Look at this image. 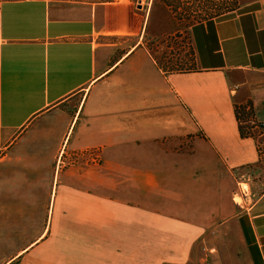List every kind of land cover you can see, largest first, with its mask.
Wrapping results in <instances>:
<instances>
[{
    "label": "crops",
    "instance_id": "1",
    "mask_svg": "<svg viewBox=\"0 0 264 264\" xmlns=\"http://www.w3.org/2000/svg\"><path fill=\"white\" fill-rule=\"evenodd\" d=\"M236 3L171 72L166 2L0 0V264H264V0Z\"/></svg>",
    "mask_w": 264,
    "mask_h": 264
},
{
    "label": "rangeland",
    "instance_id": "2",
    "mask_svg": "<svg viewBox=\"0 0 264 264\" xmlns=\"http://www.w3.org/2000/svg\"><path fill=\"white\" fill-rule=\"evenodd\" d=\"M173 6L171 8L174 13L168 15L169 19L165 18L166 25H173L176 30L166 31L167 36L159 42H152L148 44L151 52L160 66L169 70L170 68H194L193 56L190 51V27L199 22H205L209 19L223 18L224 13L228 10L236 8V0H160ZM217 6L216 12L213 10ZM223 6V8L221 7ZM213 7V8H212ZM228 7V10H227ZM223 10V11H222ZM159 20H163L166 15L158 13ZM226 16V15H225ZM169 23V24H168ZM161 25V24H160ZM174 31H176L174 33ZM201 163H199L200 165ZM251 180L247 179L237 185L238 192L233 197L234 202L243 204V198L240 197V188L248 190L247 198L248 203L252 202L251 199ZM238 200H237V199ZM240 198V199H239ZM246 198V199H247ZM240 200V201H239Z\"/></svg>",
    "mask_w": 264,
    "mask_h": 264
},
{
    "label": "trees",
    "instance_id": "3",
    "mask_svg": "<svg viewBox=\"0 0 264 264\" xmlns=\"http://www.w3.org/2000/svg\"><path fill=\"white\" fill-rule=\"evenodd\" d=\"M190 51L192 53L193 56V64H194V68H179V67H175V68H170L169 71L171 72H192L196 70L195 67V54L194 51L192 49V47L190 48ZM235 114H236V118L238 121V125H239V131H240V135L243 138H254L255 134L253 132L254 127L256 124L255 122V111L253 109L252 104L249 102L245 105H237L235 107Z\"/></svg>",
    "mask_w": 264,
    "mask_h": 264
},
{
    "label": "built area",
    "instance_id": "4",
    "mask_svg": "<svg viewBox=\"0 0 264 264\" xmlns=\"http://www.w3.org/2000/svg\"><path fill=\"white\" fill-rule=\"evenodd\" d=\"M258 130L261 134H264V123L260 124ZM65 151V150H64ZM59 157V164L64 165L65 167L70 165H75L80 161H87L88 163L98 164L101 161V151L99 149H87L79 152H64ZM239 185H241L239 183ZM241 195L240 197H247L248 190L240 188Z\"/></svg>",
    "mask_w": 264,
    "mask_h": 264
},
{
    "label": "bare ground",
    "instance_id": "5",
    "mask_svg": "<svg viewBox=\"0 0 264 264\" xmlns=\"http://www.w3.org/2000/svg\"><path fill=\"white\" fill-rule=\"evenodd\" d=\"M237 199V198H236ZM240 199V198H239ZM238 200V199H237ZM240 201V200H239Z\"/></svg>",
    "mask_w": 264,
    "mask_h": 264
}]
</instances>
